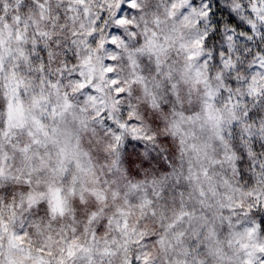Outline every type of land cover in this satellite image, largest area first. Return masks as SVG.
Returning a JSON list of instances; mask_svg holds the SVG:
<instances>
[{
	"label": "snow or ice",
	"instance_id": "obj_1",
	"mask_svg": "<svg viewBox=\"0 0 264 264\" xmlns=\"http://www.w3.org/2000/svg\"><path fill=\"white\" fill-rule=\"evenodd\" d=\"M260 141L264 0H0V264H264Z\"/></svg>",
	"mask_w": 264,
	"mask_h": 264
},
{
	"label": "clouds",
	"instance_id": "obj_2",
	"mask_svg": "<svg viewBox=\"0 0 264 264\" xmlns=\"http://www.w3.org/2000/svg\"><path fill=\"white\" fill-rule=\"evenodd\" d=\"M222 3H223V0H222ZM211 129H212V124H211V122H208L207 129H206L205 134H204V138H207V137L211 136V134H212ZM260 143H264V141H260L259 143H257V150L258 151H264V149H260ZM218 171H226L227 175H228V178L231 179L234 184L239 183L240 186L243 187L244 183L247 182V178L249 176H252V174L254 172H256L257 170L255 168H252L251 170H249L247 163H245L244 164V179L243 180H241L240 175L232 176L231 172L228 171L227 169H220ZM255 179L256 178L254 177V182H255ZM4 187L9 188V190H12V189H14L15 191H19L20 190V186L19 185H15V184H6V185H4ZM223 190L224 189L221 188V191H223ZM5 194L6 193L4 191L0 190V196H3Z\"/></svg>",
	"mask_w": 264,
	"mask_h": 264
}]
</instances>
